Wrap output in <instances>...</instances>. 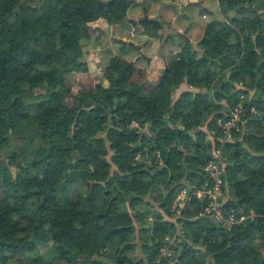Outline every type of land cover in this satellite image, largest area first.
<instances>
[{"label": "trees", "instance_id": "16d2710c", "mask_svg": "<svg viewBox=\"0 0 264 264\" xmlns=\"http://www.w3.org/2000/svg\"><path fill=\"white\" fill-rule=\"evenodd\" d=\"M216 1L157 81L113 56L69 104L88 23L129 2L0 0V264H264V0ZM217 152L221 209L252 213L230 228L196 194Z\"/></svg>", "mask_w": 264, "mask_h": 264}, {"label": "crops", "instance_id": "0c3cea01", "mask_svg": "<svg viewBox=\"0 0 264 264\" xmlns=\"http://www.w3.org/2000/svg\"><path fill=\"white\" fill-rule=\"evenodd\" d=\"M101 2H108L109 0H99ZM128 6L125 13V21L119 23H111L105 18H98L91 21L87 25V30L89 33V38L83 42V56L87 62V70L85 72L77 73V82L73 83L70 87L68 97H75L83 89L89 91H94L95 80L97 77L101 76L103 68L107 64L108 60L116 56L115 44L110 42L109 32L117 40V32H122L120 23H130L134 27L141 26V20L143 17L148 19H156L163 22V26L160 29L161 33L158 32L157 37H148L143 33L142 40L137 44L140 47L138 49L136 45L132 42L125 40L122 37V44H127L133 47L137 52H141V55L145 59V63H138L136 61L140 55H136L135 59L131 62L130 74L125 81V86H134L143 76L149 81H157L163 73L168 69V66L172 70L174 63L173 57L175 56L181 45L185 43L183 37H188L190 42L192 41V33L189 29L191 22L195 19L197 13L207 12V8L203 6V0H174L173 5H165L161 7L162 2H168L170 0H127ZM146 1H149L146 6ZM216 1V0H215ZM132 3V4H131ZM216 4L218 5L217 1ZM161 7V11L158 13V9ZM182 8L184 10L182 11ZM156 17V18H155ZM208 23V22H207ZM127 26L125 27V29ZM132 36V33L130 34ZM119 37V36H118ZM185 40V41H184ZM196 43V42H195ZM171 46L172 48L167 49V54H162L160 47ZM177 47V48H176ZM175 48V49H174ZM146 50V51H145ZM161 54V61L159 57L155 54L158 51ZM154 53L152 57H149V53ZM101 54V55H100ZM121 57H124L121 55ZM167 58H169L167 60ZM126 59V58H125ZM171 59V60H170ZM145 65V66H143ZM144 74L141 75V72ZM180 79V84L173 94V97H177L182 89L186 88L182 77Z\"/></svg>", "mask_w": 264, "mask_h": 264}, {"label": "rangeland", "instance_id": "374dc122", "mask_svg": "<svg viewBox=\"0 0 264 264\" xmlns=\"http://www.w3.org/2000/svg\"><path fill=\"white\" fill-rule=\"evenodd\" d=\"M130 3V2H129ZM149 1H146V6L148 5ZM132 4V3H131ZM202 7H205L207 8V12L203 11L202 13H197L196 16H195V19L193 20V22H191V26H190V29H189V33L191 31L192 33V36H194L192 38V41H195V42H198L201 37H202V34H203V30H204V26L207 22L213 20V19H219L221 17V12H220V9L218 7V5L216 4V1L215 0H203V6ZM161 11V7H159L158 9V13ZM156 18V17H155ZM143 19H148L147 17H143ZM152 19V18H151ZM125 21V20H124ZM124 21H121V22H124ZM119 23V22H117ZM127 26V28L125 29V27ZM121 29H123L122 32H119L118 30H116L117 32V40H115L111 35V32H112V28H111V31L109 32V35H110V42L115 44V49H116V52H115V55L116 56H121L123 55L124 57L123 58H126L127 60H129L130 62H132L133 59H135V56L136 55H140L139 58L136 59L139 60L138 63H145V59L141 56L143 55L141 52H137L133 47L127 45V44H122V40H119L121 39L122 37H125V40L128 42H132L134 43L136 46L138 42H140L142 40V37H143V28L140 26H133L132 24L130 23H120V26H119ZM132 33V36L130 35ZM159 33H161V30L159 31ZM119 36V37H118ZM186 41L190 40L188 37H183ZM184 40V41H185ZM193 42V43H195ZM172 48L171 46H164V47H160L159 50L161 51L162 50V54H167V49H170ZM177 48V47H176ZM175 49V48H174ZM159 50L158 51H155V54L159 57V60L161 61V54L159 53ZM146 51V50H145ZM154 53H149V57H152ZM101 55V54H100ZM175 55V54H174ZM169 58H167L168 60ZM145 66V65H143ZM144 74V71L141 72V75ZM66 101L71 104L72 102V97H67ZM182 200V199H180ZM43 249L40 247L39 248V251H42ZM167 249L165 247H163L161 249V252L162 254L166 253Z\"/></svg>", "mask_w": 264, "mask_h": 264}, {"label": "built area", "instance_id": "2783aa9c", "mask_svg": "<svg viewBox=\"0 0 264 264\" xmlns=\"http://www.w3.org/2000/svg\"><path fill=\"white\" fill-rule=\"evenodd\" d=\"M242 106L241 104H238L236 107H234L230 113V117L225 122H220L219 125L224 130L225 133H227L230 128L232 127H238L237 123L240 120V114H241ZM221 156L220 153L217 152V159L211 160L207 164L205 170L209 173V177L213 180L212 186L208 188L206 191H197V196L206 195L207 197V205L205 207V213L207 215H212V217L218 222L219 224L230 228L233 225H236L238 223L243 222L246 218L249 216H252V213L250 215L245 214H235L232 210L229 212H225L223 209H221V202L220 197L222 194V188H221ZM187 196V192L182 189L176 198L173 201V205L176 204L180 199H184Z\"/></svg>", "mask_w": 264, "mask_h": 264}, {"label": "water", "instance_id": "95a60500", "mask_svg": "<svg viewBox=\"0 0 264 264\" xmlns=\"http://www.w3.org/2000/svg\"><path fill=\"white\" fill-rule=\"evenodd\" d=\"M173 1H174V0H170V1L166 2V3H165V2H162V3H161V7H163V6H165V5H171V6H172V5H173ZM183 10H184V8H182V11H183ZM136 47H137L138 49H140L139 46H136Z\"/></svg>", "mask_w": 264, "mask_h": 264}]
</instances>
